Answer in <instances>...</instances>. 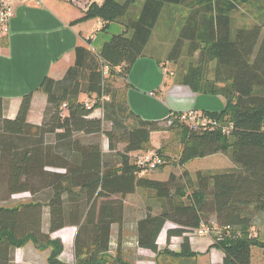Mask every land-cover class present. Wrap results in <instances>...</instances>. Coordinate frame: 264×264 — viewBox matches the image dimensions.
Here are the masks:
<instances>
[{"label": "trees", "instance_id": "1", "mask_svg": "<svg viewBox=\"0 0 264 264\" xmlns=\"http://www.w3.org/2000/svg\"><path fill=\"white\" fill-rule=\"evenodd\" d=\"M246 2L145 0L135 19L129 10L136 0L92 2L80 22L102 21L95 38L101 39L100 45L94 48L88 40L91 46H77L75 62L64 76L41 82L38 90L47 96L41 124L28 122L32 93L22 98L14 118L5 117L0 97V264H12L15 250L29 242L39 249L52 247L49 264H64L59 260L64 246L51 236L68 226L78 228L75 264H134L123 256L120 235L125 200L137 189L159 204L155 213L147 208L136 228L138 247L156 253L157 264H197L199 254L192 249L190 235L211 225L208 214L217 227L208 235L210 248L224 254L219 264H254L252 248L264 247L251 234L255 215L264 213V39L256 51L264 26L238 29L232 36L230 14ZM166 4L191 9L185 29L191 31L192 50L183 58L180 52L169 55L178 64L177 82L199 94L221 95L227 103L223 111L203 112L213 120L206 127L179 120L168 125L170 116L147 121L128 105L126 80L145 56ZM115 22L123 26L111 33ZM200 27L204 29L198 34ZM101 33L107 36L100 38ZM115 77L124 79L121 87L114 85ZM98 109L102 117L94 116ZM164 124L178 128L181 135L180 167L216 154L225 155L236 167L198 171L193 181L187 171L172 173L166 181L146 177L147 169L138 165L134 154L151 152V136L166 132ZM79 134L106 137L114 156L105 153L101 140H83ZM161 151H152L162 161L158 168L164 163ZM26 192L33 201L5 205L13 195ZM167 223L175 226L167 230V244L183 239L179 252L159 250L158 239ZM114 225L119 226V244L111 253Z\"/></svg>", "mask_w": 264, "mask_h": 264}, {"label": "crops", "instance_id": "2", "mask_svg": "<svg viewBox=\"0 0 264 264\" xmlns=\"http://www.w3.org/2000/svg\"><path fill=\"white\" fill-rule=\"evenodd\" d=\"M103 1L30 0L15 3L9 32L0 40V97L5 101V117L14 118L22 98L32 93L28 122L34 125L41 124L42 112L47 103V96L38 90L41 82L45 77L62 78L75 62L77 46H91L88 40L93 41V45L98 43V39L95 38L103 26L102 21L95 18L80 22V19L84 17L92 2L100 5ZM137 1H141V7L136 10L133 6L129 10V17L133 19L140 15L145 2L136 0V3ZM186 8L184 5L164 6L146 46L145 56L137 60L126 80L129 85L127 91L129 108L144 120L162 121L171 115L176 116L189 111L219 112L226 108L227 103L223 96L196 93L176 80L175 71L178 64L174 60H169V55L172 52H180L183 58L192 50L191 31L185 29L191 9ZM230 17L233 37L238 29L247 30L256 25L264 26V0H247L245 6L232 12ZM115 23L119 24L118 29L122 28L120 22ZM203 29L200 27L195 31L201 33ZM263 39L264 28L256 51L261 48ZM99 45L97 44V47ZM120 79L123 80L121 82L123 85L124 79ZM94 116L102 117L103 111L96 110ZM159 133L163 132H154L151 137ZM105 146L107 147V141H103V148ZM106 150L104 148V151ZM144 153L146 152H137L134 156ZM138 191L143 190L137 189L134 194ZM132 195L125 200L127 209L120 235L121 251L124 257H127L126 252H132L133 257L127 260L134 264H157L156 253L138 247L136 228L138 221L146 215L147 208H151L155 213L159 210V204L155 201L157 207L153 208L151 204L138 203L133 209L128 210L129 197ZM31 201L33 196L26 192L13 195L5 205L16 206ZM211 220H215L214 216ZM48 227L49 213L45 208L43 230L47 232ZM173 227L175 226L172 223L166 224L158 239L159 250L180 251L182 238H173L170 244L166 241L167 230ZM112 229L111 253H114L118 248L120 233L118 225H114ZM77 231L76 226H68L51 236L52 240L60 239L64 246L59 256L60 262L64 264L76 263L74 245ZM251 234L264 242V213L255 215ZM195 238L197 239H191V243L193 251L199 254L197 264H219L223 261V252L210 248L211 236L207 240L200 236ZM50 253V248L39 249L29 242L15 250L12 264H49ZM252 261L254 264H264V247L252 248Z\"/></svg>", "mask_w": 264, "mask_h": 264}, {"label": "rangeland", "instance_id": "3", "mask_svg": "<svg viewBox=\"0 0 264 264\" xmlns=\"http://www.w3.org/2000/svg\"><path fill=\"white\" fill-rule=\"evenodd\" d=\"M141 1H137V3H135V7L136 10L137 8L141 7ZM187 9V8H186ZM188 10V9H187ZM119 24L114 23L112 24L110 31L111 33H117L119 32L118 29ZM107 36L106 33H101L100 38H103ZM101 42V39L98 40L99 44ZM96 45H93V47H97ZM187 61V60H186ZM112 81L115 82V86L121 87L122 85V79H120L119 77H115L112 78ZM118 82V84L116 83ZM190 112V111H189ZM202 112V111H200ZM44 113V111L42 112V114ZM203 113V112H202ZM166 128V132H163L162 134H157L154 135L153 137H151V152L154 151L156 152V150L162 148L161 151V155H163V166L159 167L157 169H154L153 171H146L145 173H143L146 177L149 178H154V179H159V180H163L166 181L168 180V176H170V174H176V175H180L182 173H184V171H187V173L189 174L191 180H195V175L198 171H217V172H222L225 170H230L236 167V165L225 155L223 154H216V155H212L206 158H196L191 160L190 162H188L184 167H180L178 165V157L180 154V147H181V143H180V137L181 135L179 133H177V129L178 128H174V129H170L168 128L167 124L163 125ZM110 125L108 123L105 124V129H109ZM168 129V130H167ZM81 134L78 135V137L83 138V140H97V141H102V146H103V141H107L106 137H86V136H80ZM49 139H53V137H48ZM123 145H120L119 148H122ZM105 148V153H107L108 155H110V158H112L114 156V154H109L108 152V147H104ZM149 193L146 191H138L136 194L132 195L129 197V206H128V210L133 209V207L135 205H137L139 203V205H143L145 203V205H149L151 204V206L153 208H156V202L153 200H151L149 198ZM137 209V208H136ZM131 212V211H130ZM207 220H209L210 222H213L214 220L212 219V214H208L206 215ZM199 237V236H196ZM202 238H204L205 240L209 239L208 235H204V236H200ZM197 238H193V240H196ZM212 239V237H211ZM56 240H60V239H56ZM194 244H196V241L193 242ZM44 248H48V247H44ZM50 249H52V247H49ZM127 257H125L126 259H130L133 257V253L128 251L126 252Z\"/></svg>", "mask_w": 264, "mask_h": 264}, {"label": "built area", "instance_id": "4", "mask_svg": "<svg viewBox=\"0 0 264 264\" xmlns=\"http://www.w3.org/2000/svg\"><path fill=\"white\" fill-rule=\"evenodd\" d=\"M26 1L30 0H0V40L9 32V23L14 16L15 3ZM170 117L168 125H172L176 120L193 125L194 127H206L213 124V120L209 119L204 113L198 111L185 112L176 116L171 115ZM137 162L139 166L146 168L147 171H153L158 168L162 161L155 153L148 152L137 156ZM210 224V226L206 225L194 231V233L190 235V239L196 236L212 235V233L216 232L215 229L217 227L214 222Z\"/></svg>", "mask_w": 264, "mask_h": 264}]
</instances>
